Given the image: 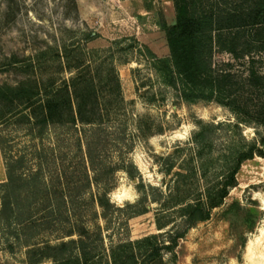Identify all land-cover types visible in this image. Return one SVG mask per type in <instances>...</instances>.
Returning <instances> with one entry per match:
<instances>
[{
	"label": "trees",
	"instance_id": "1",
	"mask_svg": "<svg viewBox=\"0 0 264 264\" xmlns=\"http://www.w3.org/2000/svg\"><path fill=\"white\" fill-rule=\"evenodd\" d=\"M172 3L174 22L159 21L168 55L157 56L146 45L136 48L135 39L126 46H119L125 39L113 43L118 51L126 53L135 45L159 83L177 101L216 102L229 108L238 122L215 124L199 120L197 130L184 146L161 157L162 172L174 177L173 184L166 185L168 192L149 185L148 188L157 191L150 199L147 186L140 182L139 199L117 206L109 197L116 173L124 171L135 179L138 169L126 156V151L133 147L126 140V129L107 123L113 108L122 101L114 52L109 50L92 69L90 61L80 56L71 64L66 49L62 54L57 52L58 59L66 58V63L60 61L61 67L75 73L56 86L53 81L44 83L38 79H24L15 85L0 84V125L9 120L25 122L36 138H41L50 128L72 129L75 135L78 132L73 139L76 147L73 156H80L81 169L73 168L70 173L63 169L57 173V178L64 174L67 179V188L61 189L56 187L63 183L61 179L56 178V186L51 188L44 180L50 160L43 161L40 151L36 169L24 174L21 159L6 156L7 140L0 136L6 163V180L0 183V226L23 230L21 244L26 247L29 264L45 261L177 264L179 241L224 203L230 189L237 185L242 163L256 155L264 157V147L247 141L239 127L243 122L264 125V73L255 68V55H264V0H172ZM215 52L229 53L234 61L247 59V74L236 73L231 62L214 63ZM43 54L40 53L38 60ZM127 62L124 59L123 63ZM224 127L233 128L239 138L213 157L214 137L217 129ZM137 130L141 135L150 134L148 125H139ZM112 151L115 158L110 156ZM184 151L188 156L176 161ZM150 200L160 206L161 214L155 220L157 232L137 239H109L106 244L103 231L111 226L114 214L126 220L144 214L150 209L147 203ZM77 202L85 207L98 206L100 212L94 211L93 217H102L104 227L98 223L89 227ZM44 230L50 232V237L38 241L37 236ZM15 235L19 238L18 232Z\"/></svg>",
	"mask_w": 264,
	"mask_h": 264
},
{
	"label": "rangeland",
	"instance_id": "2",
	"mask_svg": "<svg viewBox=\"0 0 264 264\" xmlns=\"http://www.w3.org/2000/svg\"><path fill=\"white\" fill-rule=\"evenodd\" d=\"M162 1L0 0V84L15 85L24 79H38L44 83L53 81L56 86L75 73V70L61 67L60 61L66 63V58L58 59L57 52L62 54L66 49L71 64L76 63L80 56L90 61L91 69L109 54V50L114 52L113 63L120 77L122 101L113 108V115L107 123L111 127L126 129V140L133 145L129 152L126 151V156L138 169L135 179L124 171L116 173V183L109 197L117 206L139 199L137 184L140 182L147 186L150 199L157 191L148 188L149 185L168 192L166 185H172L174 177L162 172L161 157L174 152L178 146H184L197 130L199 120L215 124L238 122L229 108L216 102L187 104L177 101L172 92L159 83L148 61L136 50L137 46L146 45L157 56L168 55L161 28L156 34H140L139 41L135 34L124 30L135 25L134 17L142 16L145 10L155 13L159 20L164 19L162 9L168 15L170 4ZM170 3L173 6L172 1ZM151 25L149 21L148 29ZM119 39H125L119 46H126L133 39L138 44L127 53L118 51L113 41ZM40 53L44 54L38 60ZM124 59L128 62L123 63ZM255 59V68L264 73V55H255ZM213 61L216 64L231 62L236 73L247 74V59L234 61L229 53L215 52ZM239 124L247 141H255L259 147H264V125L253 122ZM139 125H148L150 134L138 133ZM72 133V129L50 128L41 138H36L25 122L12 123L9 120L0 125V136L7 140L6 156L21 159L24 174L36 169L40 160L38 151L43 161L45 158L50 160L44 173V180L50 188L56 186L55 181L59 178L56 174L63 169L69 173L73 168L81 169L80 156H73L76 148L73 139L78 132L76 135ZM214 138L212 155L216 157L220 151H226L230 143L236 142L239 135L233 128L224 127L217 129ZM112 152L110 156L115 158ZM187 154V151L182 152L176 161H182ZM63 176L60 174L59 179L63 183L57 184V189L67 188V179ZM5 180L6 163L0 149V183ZM1 192L0 184V200ZM263 198L264 157L256 155L242 163L237 173V185L230 189L224 203L212 210L208 220L198 222L179 241L177 264H251L245 254L249 241L252 243V257L264 258ZM147 203L150 207L148 212L127 220L120 214H114L111 226L103 231L106 244L109 239H137L157 232L155 220L156 215L161 214L160 206L151 200ZM77 204H80L83 220L89 227L95 223L104 227L102 217H93L94 211L100 212L98 206ZM17 232L19 238L15 235ZM22 233L23 230L17 227L0 226V264H29L26 247L21 244L24 239ZM50 235L48 230H44L36 239L44 240ZM41 264L50 263L45 261Z\"/></svg>",
	"mask_w": 264,
	"mask_h": 264
},
{
	"label": "crops",
	"instance_id": "3",
	"mask_svg": "<svg viewBox=\"0 0 264 264\" xmlns=\"http://www.w3.org/2000/svg\"><path fill=\"white\" fill-rule=\"evenodd\" d=\"M166 3H169L170 5H168L169 6V13H168V15H166L165 14V11H164V9H162L163 10V14H164V20L168 23V24H171V23H173L174 22V20H175V11H174V7L171 5V1L172 0H164ZM164 1H162V2H164ZM150 11H148V10H145V11H143L142 12V16L141 15H137V16H135L134 18H135V20H136V23H135V25H133V26H129L127 29H124L125 31L127 30H129V32L131 33V34H135L136 36V38H137V40L139 41V39L138 38H140L139 37V35L140 34H156V33H159V29H160V24H159V19H158V16L156 15L155 16V13H153V12H150ZM152 18V19H151ZM149 21H151V23H152V25H151V27H150V29H148L149 28ZM144 44H148V43H144ZM149 47V46H148ZM150 48V47H149ZM151 49V48H150Z\"/></svg>",
	"mask_w": 264,
	"mask_h": 264
},
{
	"label": "bare ground",
	"instance_id": "4",
	"mask_svg": "<svg viewBox=\"0 0 264 264\" xmlns=\"http://www.w3.org/2000/svg\"><path fill=\"white\" fill-rule=\"evenodd\" d=\"M245 254H246L247 259L248 260H251V264H264V258L263 257L262 258L261 257H258V256H257V258L256 257L255 258L252 257V243L250 241L247 243Z\"/></svg>",
	"mask_w": 264,
	"mask_h": 264
}]
</instances>
